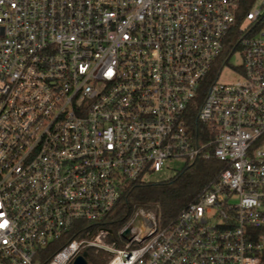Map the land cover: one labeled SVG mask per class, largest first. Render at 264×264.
I'll return each mask as SVG.
<instances>
[{
    "label": "built area",
    "instance_id": "obj_1",
    "mask_svg": "<svg viewBox=\"0 0 264 264\" xmlns=\"http://www.w3.org/2000/svg\"><path fill=\"white\" fill-rule=\"evenodd\" d=\"M258 1L0 0V264H264ZM171 160L223 167L170 224L141 210L121 247L102 228L44 261Z\"/></svg>",
    "mask_w": 264,
    "mask_h": 264
},
{
    "label": "trees",
    "instance_id": "obj_2",
    "mask_svg": "<svg viewBox=\"0 0 264 264\" xmlns=\"http://www.w3.org/2000/svg\"><path fill=\"white\" fill-rule=\"evenodd\" d=\"M235 38L236 35L229 38L225 50L226 55L236 49ZM222 167V164L216 160H201L192 166L185 167L178 175L167 181L160 183L137 181L129 184L116 207L102 221L79 223L67 236L44 252V261L50 260L72 239H90L102 228L111 231L108 236L109 243L116 242L117 246L121 247L123 241L120 231L131 220L134 213L141 209L152 212L159 225L170 224L184 208L196 199ZM86 252L89 264L108 262L109 255L102 250L89 248Z\"/></svg>",
    "mask_w": 264,
    "mask_h": 264
},
{
    "label": "rangeland",
    "instance_id": "obj_3",
    "mask_svg": "<svg viewBox=\"0 0 264 264\" xmlns=\"http://www.w3.org/2000/svg\"><path fill=\"white\" fill-rule=\"evenodd\" d=\"M261 0H259L253 9H259L261 6ZM239 37L236 35L234 43L236 44L239 41ZM242 63V58L240 56V50H236L233 55H231L228 63L224 65L220 71L219 82L220 83H228V82H236L240 79V76L236 73V68L239 67ZM186 167L185 162L182 160H171L168 161L167 167H165L160 173L152 174L146 176V179L151 183H160L163 181H167L169 179L174 178L178 175L184 168ZM142 210V209H141ZM138 210L136 213L140 212ZM146 211V210H142ZM150 212V211H146ZM136 213H134L131 220L127 223V227L132 223V220L135 219ZM152 213V212H150ZM105 242L109 243V239L107 238ZM108 258V257H107Z\"/></svg>",
    "mask_w": 264,
    "mask_h": 264
},
{
    "label": "water",
    "instance_id": "obj_4",
    "mask_svg": "<svg viewBox=\"0 0 264 264\" xmlns=\"http://www.w3.org/2000/svg\"><path fill=\"white\" fill-rule=\"evenodd\" d=\"M108 232L111 233V231H109V230H108ZM127 233H128V231L125 232V234H127ZM72 264H89L87 261V252H84L83 254L78 256Z\"/></svg>",
    "mask_w": 264,
    "mask_h": 264
}]
</instances>
